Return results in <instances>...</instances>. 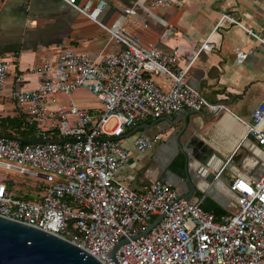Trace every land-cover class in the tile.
Segmentation results:
<instances>
[{
    "label": "built area",
    "instance_id": "obj_1",
    "mask_svg": "<svg viewBox=\"0 0 264 264\" xmlns=\"http://www.w3.org/2000/svg\"><path fill=\"white\" fill-rule=\"evenodd\" d=\"M65 1L104 28L121 48L92 56L58 45L40 54L39 85L13 94L32 138L23 142L0 136V165L40 179L45 188L36 198H25L0 178V215L66 238L103 264H264V173L222 185L237 209L217 215L204 208L201 196L185 197L179 187L158 177L138 191L131 185L136 175L126 171L131 152L122 137L129 128L183 109L216 113L226 108L189 83L195 58L213 44L205 40L182 66L180 49L167 52L144 44L126 29L128 17L139 8L153 13L172 0H153L151 8L135 1L110 25L100 20L106 0L84 5ZM224 22L243 27L264 45V26L255 31L226 12L215 29ZM249 53L236 48L238 61ZM8 71V61L0 59V95ZM154 75H165L171 86L163 88ZM79 89L95 95L101 107L80 106L73 98ZM247 130L264 153V99L254 108ZM159 139L141 133L133 149L146 155ZM125 239L117 263L110 252Z\"/></svg>",
    "mask_w": 264,
    "mask_h": 264
},
{
    "label": "crops",
    "instance_id": "obj_2",
    "mask_svg": "<svg viewBox=\"0 0 264 264\" xmlns=\"http://www.w3.org/2000/svg\"><path fill=\"white\" fill-rule=\"evenodd\" d=\"M87 1L78 0V3L84 5ZM97 1L93 0L94 3ZM135 1L151 8L153 0H106L100 20L109 25L114 23L124 13V8ZM152 12L139 8L136 15L128 17L126 29L138 34L144 44L154 43L167 52L180 49L179 64L182 66L209 39L213 48L201 50L195 58L189 83L207 100L223 103L226 108L216 113L208 109L201 112L186 109L129 128L122 143L131 152L126 171L136 175L132 187L142 191L149 179L164 178L166 162H171L173 170L184 175L179 144L186 146L190 141L193 143L190 150L199 151L207 158L238 154L236 165L231 164L230 170L223 172L225 179H218L213 184L216 190L222 191L223 182L229 184L239 174L258 179L264 173V153L262 146L248 134L247 122L251 120L254 108L264 99V45L236 24L224 22L217 29L215 26L222 13L227 12L245 26L262 30L264 0H172L171 5L154 8ZM58 45L92 56L121 48L119 43L110 40L104 28L65 0H0V59L9 63L0 95V118L21 116L14 92L39 85L42 80L40 54ZM236 48L250 53L238 61ZM153 78L163 88L171 86L165 75H154ZM75 96L73 94L79 104L81 100ZM82 107H101V104ZM177 131H180L179 137L175 135ZM141 133L160 137L155 148L146 155L133 149L134 140ZM174 162L176 164L172 166ZM194 195L201 196L203 204H215L226 213L237 209L227 194L224 196L226 207L218 204L222 198L219 194L204 197L197 192Z\"/></svg>",
    "mask_w": 264,
    "mask_h": 264
},
{
    "label": "water",
    "instance_id": "obj_3",
    "mask_svg": "<svg viewBox=\"0 0 264 264\" xmlns=\"http://www.w3.org/2000/svg\"><path fill=\"white\" fill-rule=\"evenodd\" d=\"M185 112L186 109L180 112ZM148 127V124H145ZM180 131L175 135L178 136ZM179 137V136H178ZM179 144L184 175L176 172L171 167V162H166L164 167L165 177L162 180L180 188L182 195L191 197L199 192L206 195L219 194L222 196L218 204L226 207L225 193L216 190L213 184L218 179H225L223 172L230 170V165L235 164L238 154L230 156L217 155L212 158L203 156L199 151L192 152L190 147ZM206 150V149H205ZM206 152V151H204ZM243 176L241 174L236 175ZM223 182V181H222ZM224 181L223 183L227 185ZM219 191V192H218ZM162 218L158 216L142 233H147ZM126 241L122 240L110 252L114 261H117V250ZM0 264H103L95 256L71 242L70 240L53 234L38 227L13 220L0 215Z\"/></svg>",
    "mask_w": 264,
    "mask_h": 264
},
{
    "label": "rangeland",
    "instance_id": "obj_4",
    "mask_svg": "<svg viewBox=\"0 0 264 264\" xmlns=\"http://www.w3.org/2000/svg\"><path fill=\"white\" fill-rule=\"evenodd\" d=\"M74 94L80 99L79 105L87 106L88 104H99L95 95L86 89H79ZM0 178L5 179L11 189L18 195L28 198H36L43 192L44 183L35 177H25L17 172L14 168H8L0 165Z\"/></svg>",
    "mask_w": 264,
    "mask_h": 264
},
{
    "label": "trees",
    "instance_id": "obj_5",
    "mask_svg": "<svg viewBox=\"0 0 264 264\" xmlns=\"http://www.w3.org/2000/svg\"><path fill=\"white\" fill-rule=\"evenodd\" d=\"M20 117H5L0 118V136H8L20 139L23 142L30 141L32 138V127L23 118ZM11 129L12 131H9ZM10 186V185H9ZM11 188V187H10ZM28 198V197H25ZM205 209L213 210L217 215L226 213V211L218 208L219 206L203 204Z\"/></svg>",
    "mask_w": 264,
    "mask_h": 264
},
{
    "label": "flooded vegetation",
    "instance_id": "obj_6",
    "mask_svg": "<svg viewBox=\"0 0 264 264\" xmlns=\"http://www.w3.org/2000/svg\"><path fill=\"white\" fill-rule=\"evenodd\" d=\"M174 164H176L175 162L172 164V166H174Z\"/></svg>",
    "mask_w": 264,
    "mask_h": 264
}]
</instances>
